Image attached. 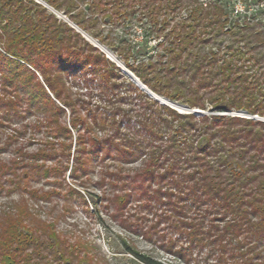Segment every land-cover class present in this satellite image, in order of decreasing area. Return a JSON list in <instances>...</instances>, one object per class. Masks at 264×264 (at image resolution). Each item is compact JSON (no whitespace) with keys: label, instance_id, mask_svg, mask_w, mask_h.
Masks as SVG:
<instances>
[{"label":"trees","instance_id":"1","mask_svg":"<svg viewBox=\"0 0 264 264\" xmlns=\"http://www.w3.org/2000/svg\"><path fill=\"white\" fill-rule=\"evenodd\" d=\"M41 1L86 31L103 25L138 29L141 47L147 50L153 43L157 54L151 60L150 53H136L146 61L124 65L152 93L189 109L243 112L264 120V26L241 18L231 0ZM0 42L9 56L0 60L9 73L3 83H9L16 99L5 104L12 113L22 104L27 112L52 106L34 73L18 61L39 73L56 100L65 91L63 77L91 75L105 92L102 103L116 105L118 111L122 98L113 93L119 68L33 0H0ZM129 87L145 103L137 116L142 132L120 146L110 138H95L81 151L94 149L91 155L97 156L101 146L124 163L147 157L143 174L152 175L157 188L165 190H156L153 200L172 208L169 227L184 236L183 247L172 238L163 242L169 254L186 258L206 250L215 264H264V121L179 114ZM91 126L103 128L104 119L95 116L85 128ZM112 126L114 135H120L116 122ZM187 213L194 215L187 218ZM17 215L0 229V264L81 263L78 252L49 226L36 222L25 229L19 224L25 214ZM123 247L140 264H157L125 243ZM41 250L44 256L36 254Z\"/></svg>","mask_w":264,"mask_h":264},{"label":"rangeland","instance_id":"2","mask_svg":"<svg viewBox=\"0 0 264 264\" xmlns=\"http://www.w3.org/2000/svg\"><path fill=\"white\" fill-rule=\"evenodd\" d=\"M33 1L119 68L121 77L116 81L119 87L113 94L120 95L122 99L119 100L118 111L116 105H104L102 100L106 95L99 89L102 88L100 81L91 75L77 74L62 78L65 91L63 94L60 92L63 97L56 100L39 73L18 61L34 73L45 92L44 100H49L52 106L27 112V105L22 104L13 108L15 113H12L5 104L16 99L9 83H3L9 73L0 60V229L6 226L8 219L14 221L22 211L25 214L20 216L22 227L27 229L29 224L33 226L36 222L49 226L62 243L78 252L76 256L82 264H85L84 258L94 264H140L125 253L124 243L157 264H215V259L206 250L196 251L192 257L186 258L171 255L165 250L163 242L168 238L183 247L184 236L169 227L173 220L170 215L172 208L153 200L156 190H165L157 188L152 175L143 174L148 164L147 157L141 155L130 163H124L115 159L117 155L113 151L103 153L101 146H98L97 156L91 155L94 149L89 152L81 150L88 149L95 138H110L118 146L125 145L127 137L142 132L137 125V116L142 115L145 103L130 89V85L179 114L231 115L264 120L243 112L230 114L189 109L152 93L124 65V61L129 66L146 61V56L136 53H150L151 60L157 54L153 43L147 45V50L141 47L138 29L103 25L95 29L89 27L86 31L43 1ZM231 2L241 18L246 16L264 26V0ZM121 39L126 47L119 43ZM126 48L133 52L128 54ZM0 56L9 57L2 42ZM18 96L22 98L20 93ZM124 111H128L127 114H123ZM95 116L97 120L104 119V127L85 128ZM113 122L119 126L120 135H114ZM7 190H10L9 194H6ZM187 215L190 218L194 214ZM176 252L181 251L177 249ZM3 254L0 251V256ZM36 254L44 256L46 252L41 250Z\"/></svg>","mask_w":264,"mask_h":264},{"label":"water","instance_id":"3","mask_svg":"<svg viewBox=\"0 0 264 264\" xmlns=\"http://www.w3.org/2000/svg\"><path fill=\"white\" fill-rule=\"evenodd\" d=\"M195 113H199V112H195Z\"/></svg>","mask_w":264,"mask_h":264}]
</instances>
